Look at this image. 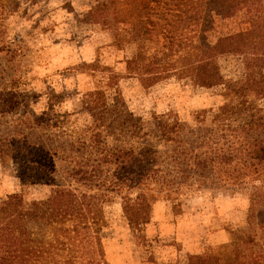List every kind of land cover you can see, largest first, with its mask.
Returning <instances> with one entry per match:
<instances>
[{"label": "trees", "instance_id": "obj_1", "mask_svg": "<svg viewBox=\"0 0 264 264\" xmlns=\"http://www.w3.org/2000/svg\"><path fill=\"white\" fill-rule=\"evenodd\" d=\"M4 2L0 22L21 5V0ZM143 2L148 14L136 29L141 53L125 61L127 75L150 86L171 75V57L196 48L198 59L187 69L190 80L218 92L221 103L196 111L192 123L162 115L128 130L124 112L111 110L96 90L84 94L83 110L91 120L83 136L63 139L51 115L27 110L20 49L0 35V161L10 164L23 184L0 198V264H108L101 231L116 199L139 242L148 240L138 238L155 202L179 207L194 190L245 197L246 220L264 207V0ZM104 3L89 12L91 21L104 15L97 10ZM102 24L115 29L109 19ZM112 38L121 47L117 32ZM220 59L227 61L226 73ZM118 127L122 138H143L111 147L107 137ZM27 184L50 187L44 208L27 198ZM27 220L46 225L48 237H33ZM250 243L257 249H249ZM199 260L264 264V239H231L217 256Z\"/></svg>", "mask_w": 264, "mask_h": 264}, {"label": "rangeland", "instance_id": "obj_2", "mask_svg": "<svg viewBox=\"0 0 264 264\" xmlns=\"http://www.w3.org/2000/svg\"><path fill=\"white\" fill-rule=\"evenodd\" d=\"M102 2L21 0L20 8L1 20L0 35L20 49V91L29 112L39 116L46 111L57 122L56 133L74 141L83 136L82 129L91 120L83 110L88 92L102 91L111 110L127 116L128 130L139 124L150 125L162 115H176L192 123L196 111L221 103L218 92L196 87L190 80L187 69L198 59L196 48H186L171 57V75L150 86L135 75L128 76L125 61L141 53L136 29L148 11L143 10V0H104L106 7L97 9L104 15L97 22L91 21L89 12ZM104 19L115 22V29L103 25ZM115 32L121 40L118 48L113 45ZM149 47L153 51L156 44L152 42ZM2 63L9 69L5 59ZM219 64L224 73L229 70L226 59H220ZM118 129L107 137L111 147L136 145L143 138H122ZM22 185L12 166L0 161V198L4 200ZM24 186L27 198L44 208L50 187ZM118 203L116 199L107 208L102 224L108 264H202L200 258L217 256L231 239H264V207L255 209L253 218L246 220L250 214L246 198L225 191L194 190L179 207L155 202L149 211L150 222L142 228L144 236L138 238L148 240L140 242L135 240ZM26 226L33 237H48L46 225L27 220ZM247 247L257 249L251 243Z\"/></svg>", "mask_w": 264, "mask_h": 264}]
</instances>
